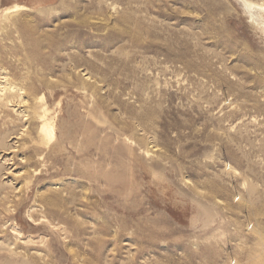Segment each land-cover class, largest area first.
<instances>
[{"label":"rangeland","instance_id":"1","mask_svg":"<svg viewBox=\"0 0 264 264\" xmlns=\"http://www.w3.org/2000/svg\"><path fill=\"white\" fill-rule=\"evenodd\" d=\"M254 20L241 0H0V75L54 128L0 121V264H264Z\"/></svg>","mask_w":264,"mask_h":264},{"label":"bare ground","instance_id":"2","mask_svg":"<svg viewBox=\"0 0 264 264\" xmlns=\"http://www.w3.org/2000/svg\"><path fill=\"white\" fill-rule=\"evenodd\" d=\"M244 6L248 9L249 14L255 19L254 22H261V20L264 17V4L261 5L260 10L257 9V7L249 2L248 0H241ZM263 6V7H262ZM0 121L5 122L6 117V112H8L9 109L13 110L14 115L20 120L22 124V129L20 132L16 133L13 132L10 137H13V139H20L24 136L26 130L30 129V127L43 124L42 128L41 126L39 127L40 129L39 134H45V136L48 138L49 141L52 140L54 137V128L50 126L49 124L45 123V114H37L36 112L34 115L31 114L30 110L27 108L29 104V97L32 95L34 96L36 94V91L33 89H25V88H19L13 83L10 82L8 77L4 75H0ZM7 109V110H5ZM45 123V124H44ZM7 125L5 127L7 130L10 131L11 128H14V122H5L4 125ZM7 135V134H5ZM13 148H17V143L13 144ZM9 155V154H8ZM9 160H13L12 157H7ZM7 158L5 161H7ZM10 170V169H8ZM8 173V172H7ZM49 202V200H48ZM262 264V263H259Z\"/></svg>","mask_w":264,"mask_h":264}]
</instances>
